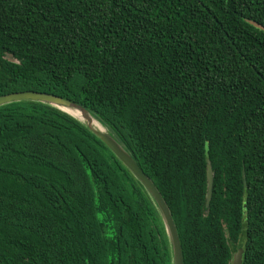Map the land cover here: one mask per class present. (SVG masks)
<instances>
[{"label": "trees", "instance_id": "1", "mask_svg": "<svg viewBox=\"0 0 264 264\" xmlns=\"http://www.w3.org/2000/svg\"><path fill=\"white\" fill-rule=\"evenodd\" d=\"M92 115L167 206L182 264H264V0H0V96ZM212 172L205 207V167ZM0 264H170L150 198L82 124L0 107Z\"/></svg>", "mask_w": 264, "mask_h": 264}, {"label": "water", "instance_id": "2", "mask_svg": "<svg viewBox=\"0 0 264 264\" xmlns=\"http://www.w3.org/2000/svg\"><path fill=\"white\" fill-rule=\"evenodd\" d=\"M35 102L49 107L55 108L66 115L72 117L80 124L84 125L113 155L114 157L122 164V166L132 175V177L140 184L143 190L146 192L147 196L152 201L153 205L156 208V211L162 222L165 236L167 238L170 264H182V256L179 240L177 237L176 229L171 219L169 210L162 200L157 189L154 187L152 182L143 174L141 169L135 163V161L127 154V152L119 145V143L109 134V132L92 116L87 110H85L80 105L63 99L54 95L46 93H36V92H17L10 93L7 95L0 96V107L17 102ZM64 109L76 110L80 112L83 120H78L75 117L71 116ZM91 117L97 121L102 127L103 132L96 131L92 129L87 122V119ZM205 178H206V189H205V207L208 205L211 196V183H212V172L210 167L206 165L205 167ZM242 249L238 248L231 254V259L229 264H241Z\"/></svg>", "mask_w": 264, "mask_h": 264}, {"label": "bare ground", "instance_id": "3", "mask_svg": "<svg viewBox=\"0 0 264 264\" xmlns=\"http://www.w3.org/2000/svg\"><path fill=\"white\" fill-rule=\"evenodd\" d=\"M65 112H67L68 114H70L71 116L75 117L78 120H81L83 122H85L80 114V112L76 111V110H70V109H64ZM88 125L96 130V131H100L103 132V127L97 122L95 121L93 118L89 117L87 119Z\"/></svg>", "mask_w": 264, "mask_h": 264}]
</instances>
